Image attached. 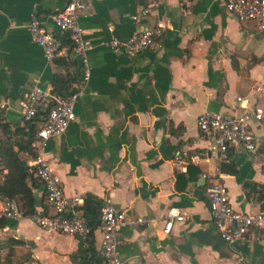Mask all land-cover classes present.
Listing matches in <instances>:
<instances>
[{"label":"crops","instance_id":"crops-1","mask_svg":"<svg viewBox=\"0 0 264 264\" xmlns=\"http://www.w3.org/2000/svg\"><path fill=\"white\" fill-rule=\"evenodd\" d=\"M84 1L90 6L81 25L93 47L91 79L82 88L76 121L51 139L45 152L66 195L93 196L103 207L110 199L152 222L119 233L118 255L128 264H264V242L220 239L207 201L209 186L219 180L236 211L264 213V122L251 124L255 152L229 153L236 176L222 173L223 163L209 154L197 127L205 113L241 112L240 97L251 109L264 108V32L228 14L223 0ZM65 6L66 0H0L5 121L23 123L30 90L39 85L53 91L59 71L61 76L69 72L58 59L47 63L28 32L33 14L56 32L50 16ZM158 27L164 31L159 52L130 56L109 47L114 38ZM69 55L76 62L71 48L64 57ZM21 158L29 165V156ZM34 196L36 210H45L42 185ZM171 209L185 220L174 221L167 234ZM6 228L0 230V245L10 239L24 243L15 250L14 264L27 254L26 264H74L71 257L83 241L48 234L27 219ZM101 239L97 229V253Z\"/></svg>","mask_w":264,"mask_h":264},{"label":"built area","instance_id":"built-area-1","mask_svg":"<svg viewBox=\"0 0 264 264\" xmlns=\"http://www.w3.org/2000/svg\"><path fill=\"white\" fill-rule=\"evenodd\" d=\"M157 0H150L155 2ZM228 14L240 22L254 23L259 31L264 32V0H223ZM90 6L84 0H66L63 10L50 16L56 32L48 30L43 21L32 15L28 32L34 43L43 51L49 64L64 57L68 49L63 42L68 38L70 48L81 71V83L67 96L60 97L39 85L27 94L22 105V121L31 123L40 112L47 111L46 117L38 123V132L32 148L36 152L30 157L34 178L40 181L45 191L46 209L36 211L27 217L22 203L18 199H0V219L13 222L29 220L48 234H59L86 239L90 233L84 214L85 198L81 195L67 196L62 180L52 171L50 162L45 157L48 143L60 137L76 121V105L82 88L91 79L89 52L92 45L85 39L81 25L82 18ZM162 27L146 29L125 40L112 39L109 47L130 56H137L144 51L159 52L163 49ZM244 98H237L241 112L227 116L220 113H205L197 118V127L207 145V151L222 163L229 161V153L236 150L256 151V139L252 131V122H264V108H249ZM246 105V106H245ZM4 106H2L3 108ZM2 175L0 174V179ZM209 213L220 239L226 244L248 241L256 238L264 242V213L250 215L234 209L227 187L221 181H215L207 190ZM185 220L177 209H171L166 216L165 233L169 234L174 221ZM151 221L142 216L122 210L107 199L101 213L98 230L102 234L98 255L106 264H128L118 255L119 233L126 228H144ZM8 228L4 229L7 232Z\"/></svg>","mask_w":264,"mask_h":264},{"label":"trees","instance_id":"trees-1","mask_svg":"<svg viewBox=\"0 0 264 264\" xmlns=\"http://www.w3.org/2000/svg\"><path fill=\"white\" fill-rule=\"evenodd\" d=\"M63 42L70 50L71 44L68 38L64 39ZM76 62L71 61L70 55L58 59L59 67L65 66L69 72L67 71L65 76H61L59 71L53 81L54 94L60 97L67 96L75 87L80 85L81 72L77 65L78 62ZM71 69L73 73H71ZM47 114V111L40 112L33 122L17 124L5 121L0 114V129L3 135V138L0 139V174L2 175L0 199H18L22 203L27 217L37 211L34 190L41 186V183L34 178L31 167L21 158V154H26L29 157L36 155L32 144L36 139L38 123ZM4 171H6L5 174ZM221 171L233 176L238 174L235 165L230 161L221 165ZM83 209L90 233L82 241L78 252L71 259L74 264H106L98 255L94 242V232L100 224L103 203L96 197L87 196ZM15 225L16 222L0 219V230ZM20 246H24V243L15 239H10L5 244L0 245V264H14L15 250ZM4 253H6L5 256ZM30 256L31 254H27L20 259L17 258L16 264H26L30 260Z\"/></svg>","mask_w":264,"mask_h":264},{"label":"rangeland","instance_id":"rangeland-1","mask_svg":"<svg viewBox=\"0 0 264 264\" xmlns=\"http://www.w3.org/2000/svg\"><path fill=\"white\" fill-rule=\"evenodd\" d=\"M6 253H4V256H5Z\"/></svg>","mask_w":264,"mask_h":264}]
</instances>
